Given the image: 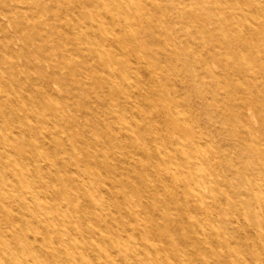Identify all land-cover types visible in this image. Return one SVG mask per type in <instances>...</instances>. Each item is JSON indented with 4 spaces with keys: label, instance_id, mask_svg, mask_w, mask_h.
<instances>
[{
    "label": "rangeland",
    "instance_id": "374dc122",
    "mask_svg": "<svg viewBox=\"0 0 264 264\" xmlns=\"http://www.w3.org/2000/svg\"><path fill=\"white\" fill-rule=\"evenodd\" d=\"M0 264H264V0H0Z\"/></svg>",
    "mask_w": 264,
    "mask_h": 264
},
{
    "label": "bare ground",
    "instance_id": "6f19581e",
    "mask_svg": "<svg viewBox=\"0 0 264 264\" xmlns=\"http://www.w3.org/2000/svg\"><path fill=\"white\" fill-rule=\"evenodd\" d=\"M14 156V155H13ZM110 162V161H109ZM76 170V169H75ZM121 194V193H120ZM122 196V195H121ZM121 228V227H120ZM126 229V228H125ZM89 233V232H88ZM67 240V239H66ZM99 240V239H98ZM57 241V240H56ZM165 242V241H164Z\"/></svg>",
    "mask_w": 264,
    "mask_h": 264
}]
</instances>
